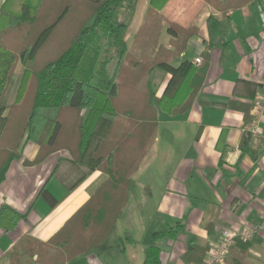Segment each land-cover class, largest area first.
Here are the masks:
<instances>
[{"label": "trees", "instance_id": "trees-1", "mask_svg": "<svg viewBox=\"0 0 264 264\" xmlns=\"http://www.w3.org/2000/svg\"><path fill=\"white\" fill-rule=\"evenodd\" d=\"M171 1L151 0L130 48L126 36L138 0H6L1 6L0 101L19 64L22 75L14 103H0V171L10 158L21 159L23 142L32 141L39 145L33 163L65 152L88 174L107 176L50 239L23 235L9 252L11 264L73 263L101 251L135 192L133 176L156 140L159 113L182 115L199 96L209 55L203 54L200 65L174 64L199 28L168 21L162 11ZM203 1L222 14L207 19L209 46L229 45V12L264 2ZM165 22L170 48L160 43ZM157 71L170 76L161 95L153 82ZM250 139L246 134L241 147L254 156ZM23 217L3 206L0 228L11 232ZM185 231L179 223L155 232L153 242L143 244V264H163L167 243ZM260 238H238L226 264H250V250ZM115 242L123 252L125 243L135 240L126 235ZM208 253L192 244L182 260L201 264Z\"/></svg>", "mask_w": 264, "mask_h": 264}, {"label": "crops", "instance_id": "crops-1", "mask_svg": "<svg viewBox=\"0 0 264 264\" xmlns=\"http://www.w3.org/2000/svg\"><path fill=\"white\" fill-rule=\"evenodd\" d=\"M5 1L0 0V6ZM150 2L138 0L126 36L129 48ZM259 7L247 5L229 12L228 46L221 42L209 46L207 19H221L222 14L203 0H172L162 11L168 21L199 28V36L189 41L174 64L195 63L196 58L203 62V54H208L203 88L186 113L176 117L164 113L163 120V112L159 113L156 140L133 176L135 192L111 237L115 242L129 235L135 243L126 242L123 252L105 247L69 264H143V244L153 242V234L163 227L179 223L186 225V231L167 243L162 261L186 264L182 256L190 245L210 252L223 230L258 224L264 210V136H251L249 128L255 120V102L264 93V26ZM261 7L264 10V2ZM167 26L165 22L160 43L170 48ZM169 78L164 73L158 95ZM248 133L254 156L241 147ZM38 151V144L24 141L22 158H10L0 171V209L8 206L24 216L13 231L0 228V264H11L9 252L23 235L50 239L106 178L99 171L88 174L65 152L33 163ZM250 251L255 258L252 264H264L263 238Z\"/></svg>", "mask_w": 264, "mask_h": 264}, {"label": "built area", "instance_id": "built-area-1", "mask_svg": "<svg viewBox=\"0 0 264 264\" xmlns=\"http://www.w3.org/2000/svg\"><path fill=\"white\" fill-rule=\"evenodd\" d=\"M259 13L264 26V10L261 6L259 7ZM194 62L197 65H200L202 63V59L196 58ZM254 114L255 120L252 127L249 128V132L251 136L259 138L264 136V131L261 129V124L264 119V93L259 98H257L255 102ZM259 217L260 221L255 226H248L247 228L240 231L223 230L221 233L220 242L217 246L211 249L201 264H226L230 250L235 245L238 238L243 240H251L255 236H260L264 239V210L260 213Z\"/></svg>", "mask_w": 264, "mask_h": 264}, {"label": "rangeland", "instance_id": "rangeland-1", "mask_svg": "<svg viewBox=\"0 0 264 264\" xmlns=\"http://www.w3.org/2000/svg\"><path fill=\"white\" fill-rule=\"evenodd\" d=\"M120 18H121L122 21H125L126 18H127V13L125 11H122ZM164 36L166 38V37H168V34L165 32ZM105 43H106V41H105ZM157 72L158 73H157V75L154 78V83L156 84V86L159 87V85H161V83L163 82L164 73L162 71H157ZM21 73H22V67H21V64H19L18 65V68L16 70L15 75L12 77V80H11V82L9 84V87L7 89V92L5 93V95L3 96V98L0 101V103L3 104L4 106H8V105H11V104L14 103L17 90H18V88L20 86V80H21V75H22ZM5 114H7V112ZM162 114H161V116H162V120H163L166 117H165V114L164 113H162ZM106 178H107V176H106ZM112 246H114L116 249H122L121 245H118L116 242L113 241V239H110V241L107 243V245L105 247L106 248H112ZM250 255L251 256H250V258H249L248 261H249L250 264H252V261L255 258H254V255L251 253V251H250ZM121 260H123V258H121ZM61 264H65V263H61Z\"/></svg>", "mask_w": 264, "mask_h": 264}]
</instances>
